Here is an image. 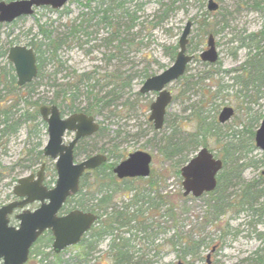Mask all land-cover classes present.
<instances>
[{"label": "rangeland", "instance_id": "rangeland-1", "mask_svg": "<svg viewBox=\"0 0 264 264\" xmlns=\"http://www.w3.org/2000/svg\"><path fill=\"white\" fill-rule=\"evenodd\" d=\"M88 1L70 0L57 10L37 7L31 15L0 24V51L7 52L11 46H27L30 42L44 44L48 36L59 38L63 43L56 57L43 53L44 77L36 80L32 100L42 105H51L55 100L54 104L61 105V99L54 93L53 80L58 84L67 83L73 77L81 78L82 74L89 80L85 79V84L78 89L73 106L85 107L91 101L87 99L88 92L112 100L104 109L97 107L91 113L100 127L85 140L87 152L79 149L74 153L76 162L95 153L109 155L111 163L124 160L128 153L138 150L151 154L148 181L133 179L126 183L142 190L146 187V191L151 190L150 196L155 195L156 200L157 196H163L165 202L157 209H146L137 220L113 231L128 240L130 252L134 253L131 264H208L207 258L209 264L253 263L252 256L256 252L261 255L264 249V216L258 218L236 206L241 184L232 182L225 193L230 205L215 215L210 193L200 197L182 195V177L176 171L182 167L183 159L192 157L193 149L170 161L159 147L175 123H179L182 135L194 132L193 113L201 111L205 122L216 128L207 134L208 149L222 159L224 144L240 139L249 147V152H243L246 160L251 158L256 162L243 168L242 181L257 179L264 163L260 160L263 151L255 146L254 134L264 120V85L255 79L249 63L264 53V0H212L218 4L216 10H208V0H132L125 7L135 20L125 18L121 11L111 12L109 17H116L110 18L109 26L99 21L101 13L95 14L105 0H91L87 6ZM187 21H191L192 27L186 53L193 59L184 74L167 85L173 96L172 103L166 111L165 124L155 130L148 116L156 94H142L138 90L146 77L174 63L176 54L172 57L171 53L173 47L177 53L179 35ZM125 25L131 26L130 30ZM73 28L76 30L72 33ZM118 32L117 39H112ZM208 35L214 39L218 57L215 62L199 57L207 49ZM45 48L43 45L41 50ZM7 62V55L0 56V206L15 199L13 187L17 180L36 174L42 164L43 182L47 186L53 187L57 178L55 160L42 152L48 141L46 123H42L39 114L28 121L22 118L24 111L28 110L31 115L34 108H26L16 98L18 92L25 94L26 89L17 91L10 87ZM225 106L234 112L221 124L217 118ZM59 108L63 115L70 114L65 104ZM5 115L9 119L7 126L2 123ZM72 137L67 132L64 141L67 143ZM177 159L181 163L175 166ZM95 177L96 173L88 172L80 181L93 190ZM150 180L156 183L154 189L148 188ZM130 195L123 196L120 192L114 195L111 207L129 205ZM79 197L76 194L65 201L58 214L78 207ZM37 206L33 202L27 207L33 210ZM145 207L142 204L141 209ZM134 209L130 206L127 211L132 213ZM17 223L12 215L10 224ZM98 226L95 222L94 227ZM51 237L45 231L35 241L25 264H111L113 261L110 250L113 235L100 239L88 253L89 235L57 254L52 250ZM191 245L193 253L185 255L182 250Z\"/></svg>", "mask_w": 264, "mask_h": 264}, {"label": "water", "instance_id": "water-1", "mask_svg": "<svg viewBox=\"0 0 264 264\" xmlns=\"http://www.w3.org/2000/svg\"><path fill=\"white\" fill-rule=\"evenodd\" d=\"M68 1L70 0L0 1V23H10L18 17L31 15L36 7L47 5L52 9L61 8ZM207 4L208 10L218 8V4L212 0H208ZM191 27V21H187L179 35V49L174 63L156 75L147 77L139 88V92L143 94L146 92L157 93L149 106L150 114L148 116L155 130L162 128L166 109L172 100V93L167 90V85L183 75L188 62L193 59L192 55L186 54L187 36ZM206 47L208 48L202 51L199 57L203 61L215 62L218 57L213 36L208 35ZM6 55L14 66L17 86L27 84L37 76L36 54L31 47L11 46ZM233 112L232 108L223 107L218 115V121L226 122ZM39 114L46 121L48 133V141L42 148L43 154L55 160L57 178L54 186L48 188L43 183L44 164H42L36 174L32 173L17 180V184L13 187V193L21 199L13 200L0 207L1 264H24L28 259L31 245L46 229H49L53 235L51 246L55 253L67 246L75 245L97 219L94 213L78 208L68 211L65 215L58 214L66 198L78 192L79 179L84 172L95 169L107 161L106 155L100 153H95V155L86 157L85 160L79 162H75L73 156L75 143L81 138L94 134L99 129L95 117L84 112H72V114L61 117L60 110L55 104L41 105ZM66 132H74L73 139L68 143H64L63 139ZM254 141L255 146L264 152V120L255 131ZM194 154L180 168L183 196L192 194L193 197H199L204 192L215 190L216 174L223 167L222 160L211 153L207 147L200 148ZM151 161L150 153L143 150L134 151L113 167V173L117 179L147 177L150 174ZM33 201H38L40 205L33 211L24 208L25 205L33 203ZM15 208L22 209L15 214L19 223L17 226H10L9 215Z\"/></svg>", "mask_w": 264, "mask_h": 264}, {"label": "trees", "instance_id": "trees-1", "mask_svg": "<svg viewBox=\"0 0 264 264\" xmlns=\"http://www.w3.org/2000/svg\"><path fill=\"white\" fill-rule=\"evenodd\" d=\"M90 1L91 0L86 3L87 6L90 4ZM131 1L132 0H105L101 3V9L96 11L95 14L101 13L99 21L108 23L107 26L111 25V22L109 21L110 18L116 17L112 15L111 17H109V14L111 12L121 11L123 12L122 16H124L125 18L128 17L130 20H135L134 16L130 15L128 7H125V4L130 3ZM125 28L130 30L131 26L125 25ZM74 29L75 28L71 30L72 33ZM118 34L119 32L112 39L116 40L117 36H119ZM46 39L48 42L46 41V43L44 44H36L34 42H30L27 45L31 47L34 51V54H36V62L38 65V72L36 74L37 76L31 82H28L27 84L21 86H17L16 76L14 74V67L7 59V64L9 66V72L11 77L10 87L17 91H21L22 88L26 89L25 94L18 92L16 94V98L19 102L23 103L26 108H34V113L31 115L28 113V110L24 111L21 114L22 118L26 121L30 120V118H35V116L39 114L40 105H42V103H39L36 100H32V93L35 91V84H37L36 80L44 77L43 70L45 66L44 63L46 62L44 56L46 53L49 52L48 54H50V57H56V51L59 46L63 43V41L59 38L55 39L48 36L46 37ZM109 43H111L110 40ZM43 45L46 48L44 50H41ZM173 48L174 50L171 53L172 57L176 54L175 50L177 49L176 47ZM6 53V50L0 51V56L5 57ZM249 65L253 67L252 69L254 70V77H256L255 79L258 80L260 84L264 85V53L260 57L258 56L257 58L252 59ZM73 78L67 83L58 84L55 80H53L52 82V85L56 88L54 92L56 98L61 99V105L65 104V106L69 108L70 113L84 112L88 115H91V113L96 110L97 107L99 109H104L106 105H109V103L112 102V100L108 99L106 96L97 97L94 94L92 95L91 92H88L87 99L91 101L86 104L85 107L80 109L73 106V103L78 98V89L82 84H85V79L89 80L88 76H85L84 74L81 75V78ZM51 102L56 103L55 100ZM61 105L59 104L57 105V107ZM193 117L196 122V129L194 132H191V134L182 135V133H180L179 131V123H175L174 125H172L169 135L165 136L162 139L159 151H161L165 159H169L171 161L174 160V158H179L185 150L189 149H193L194 155V153L202 146L207 147L205 143L207 134H209L212 130H216V128L205 122V117L202 116L201 111H195V113H193ZM2 120V123L7 126L9 119L6 115ZM43 122L44 121L42 120V123ZM165 122L166 117L163 123L165 124ZM214 132L217 134L216 131ZM88 137L81 138L77 141L74 146V153L77 152L79 149H82L84 152H87L88 147L86 148V145H84V143L86 142L85 140ZM247 145L248 144L243 143V141L236 138L224 144L222 151L224 155L221 159L223 167L217 173V182L215 190L208 192L211 194L210 201H212L213 203L212 208L213 213L215 215L224 211L226 207L230 205V202H227L228 196H225V193L232 186V182L235 181V183L238 182L239 184H241L237 191L238 197L236 199V206L240 207L241 211H246L247 213L249 211L250 215L255 214L256 216H258V218H262L264 216V173H262L264 168L260 170V174L257 179L253 178L251 180H247V182H245L244 180L242 181L241 171L243 170V168L246 165L253 166L256 163L251 158H249V160H246V154L243 155V152L245 150L249 152V150L247 149L249 147ZM252 149H254L253 146H251V150ZM190 158L187 157L183 159L182 165L186 163ZM109 160V155H107L106 163H103L102 165L96 167V169L86 172L88 173L93 171L94 173H96V177L94 178L93 182L94 189H90L87 184L81 182L78 192L76 193L80 196L77 208L86 212L89 211L96 214V223H99L98 227L92 226L88 230V232L85 233L81 240L84 241L85 236L89 235L90 238L86 243V251L88 253L89 250L94 249L96 243H98L100 239L107 235H113V238L110 241V250L113 254V261L111 264H131L134 253L130 252V244L128 243V240L123 238L122 236H119L118 234L113 233V231H119L122 227L129 225L131 223V220H137L138 217L143 214L144 211H146V209H157V207H161L162 204H164L165 200L162 199L163 196H157L156 198L158 200L155 199V195L150 196L151 190L146 191V187H144L142 190L131 187L130 185L128 186L126 182L133 179H123L122 181L120 180L117 182V180L115 179V175L113 174V167L117 165L118 162L111 163ZM260 160H262L261 162L264 163V152H262V158ZM180 161V159H177L175 166H178V164L181 163ZM104 170H108L107 173H104ZM86 173L84 175H86ZM176 173H179V171H176ZM146 179L147 178L139 177L136 180L140 181ZM146 181H148V179ZM148 183L149 189H154V187L156 186L154 180H150ZM119 192L123 193V196H128L129 194H131L129 198V200L131 201L130 204H124L119 207H111V205H114L112 201L113 196L118 194ZM142 204H146L147 207H145V209H141ZM130 206L136 208L132 213H130V211H127ZM258 221H261V219H259ZM182 251L185 255L186 253H193V245L188 248H186L185 246ZM260 252L261 255H258L256 252L255 256H252L251 259L253 260V263L251 264H264V249ZM139 263H141V261Z\"/></svg>", "mask_w": 264, "mask_h": 264}, {"label": "flooded vegetation", "instance_id": "flooded-vegetation-1", "mask_svg": "<svg viewBox=\"0 0 264 264\" xmlns=\"http://www.w3.org/2000/svg\"><path fill=\"white\" fill-rule=\"evenodd\" d=\"M263 171H264V170H263ZM263 171H262V172H263ZM216 175H217V174H216ZM216 180H217V177H216ZM206 193H207V192H206ZM187 196H191V197H193L192 194L187 195ZM11 218H12V215H10V220H11Z\"/></svg>", "mask_w": 264, "mask_h": 264}]
</instances>
